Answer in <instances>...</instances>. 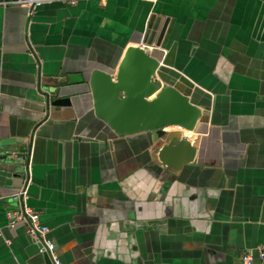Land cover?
Segmentation results:
<instances>
[{
    "label": "crops",
    "instance_id": "0c3cea01",
    "mask_svg": "<svg viewBox=\"0 0 264 264\" xmlns=\"http://www.w3.org/2000/svg\"><path fill=\"white\" fill-rule=\"evenodd\" d=\"M19 1L0 0V264H43L27 222L9 226L23 206L49 228L64 264L256 259L264 0H50L30 17ZM130 46L162 60L165 81L208 107L202 134H183L200 164L168 169L151 134L119 138L93 116L91 70L116 68ZM51 88H71L72 106L46 109Z\"/></svg>",
    "mask_w": 264,
    "mask_h": 264
},
{
    "label": "water",
    "instance_id": "95a60500",
    "mask_svg": "<svg viewBox=\"0 0 264 264\" xmlns=\"http://www.w3.org/2000/svg\"><path fill=\"white\" fill-rule=\"evenodd\" d=\"M26 9L29 13L30 9ZM168 22L166 19L162 25L156 47H160ZM165 72L167 68L162 60L139 46H130L116 68L110 71L92 69L85 85L90 94L93 116L114 136L126 138L151 134L153 144H156L155 159L162 166L177 171L186 164H200L196 160L197 143H192L183 134L184 131L202 134L198 125L209 109L196 104L190 91L180 84L166 82ZM43 96L48 110L72 106L71 88H51ZM167 126L176 128V131L165 132L163 129ZM6 157L5 160L9 161L15 155L7 153ZM27 164L28 159L24 166ZM18 202L22 206L23 199L18 197ZM31 240L37 246L43 264H52L49 256L41 254L36 242ZM254 261L259 263L257 249Z\"/></svg>",
    "mask_w": 264,
    "mask_h": 264
},
{
    "label": "built area",
    "instance_id": "2783aa9c",
    "mask_svg": "<svg viewBox=\"0 0 264 264\" xmlns=\"http://www.w3.org/2000/svg\"><path fill=\"white\" fill-rule=\"evenodd\" d=\"M48 1L50 0H24V1L16 2L15 4L29 8L30 9L29 14L32 15L34 9L37 6L41 5L42 3H46ZM69 1L70 3H74L76 0H69ZM141 48L144 49L143 46ZM29 182L30 179H27V184L25 188L19 191L16 197H21L22 199L26 197V193H27L26 188ZM22 219L27 222L26 233L36 242V244L39 247V252L41 254H47L52 264H62L61 260L56 254L54 242L48 237L49 229L47 226L43 225L40 222L39 214L33 212L31 209L24 206L19 212L8 213V220L10 227H13L17 221ZM257 258L259 261L258 264H264V246L257 247ZM240 260H241V264H257L255 263L254 258L250 253H243L240 257Z\"/></svg>",
    "mask_w": 264,
    "mask_h": 264
},
{
    "label": "flooded vegetation",
    "instance_id": "af4514ba",
    "mask_svg": "<svg viewBox=\"0 0 264 264\" xmlns=\"http://www.w3.org/2000/svg\"><path fill=\"white\" fill-rule=\"evenodd\" d=\"M206 118V115H203V117H201V122L204 120ZM206 120V119H205ZM172 126H167V127H165L163 130L165 131V132H167L168 133V131H166L165 129H168V128H171ZM185 132V131H184ZM187 132V131H186ZM189 133H191V132H189ZM190 137L191 136H189L188 138L190 139Z\"/></svg>",
    "mask_w": 264,
    "mask_h": 264
},
{
    "label": "bare ground",
    "instance_id": "6f19581e",
    "mask_svg": "<svg viewBox=\"0 0 264 264\" xmlns=\"http://www.w3.org/2000/svg\"><path fill=\"white\" fill-rule=\"evenodd\" d=\"M188 132V131H187Z\"/></svg>",
    "mask_w": 264,
    "mask_h": 264
}]
</instances>
